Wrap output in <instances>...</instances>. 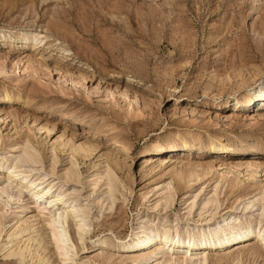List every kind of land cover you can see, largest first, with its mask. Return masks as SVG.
<instances>
[{
  "label": "rangeland",
  "instance_id": "1",
  "mask_svg": "<svg viewBox=\"0 0 264 264\" xmlns=\"http://www.w3.org/2000/svg\"><path fill=\"white\" fill-rule=\"evenodd\" d=\"M263 80L264 0H0V264H264Z\"/></svg>",
  "mask_w": 264,
  "mask_h": 264
},
{
  "label": "bare ground",
  "instance_id": "2",
  "mask_svg": "<svg viewBox=\"0 0 264 264\" xmlns=\"http://www.w3.org/2000/svg\"><path fill=\"white\" fill-rule=\"evenodd\" d=\"M252 93L250 94L251 96L249 97V102L251 101V97H255V98H259L262 102H264V80L260 83H258L255 87H253L251 89ZM263 107V106H262ZM230 115V114H229ZM256 115V114H255ZM262 115V114H260ZM258 116V115H257ZM263 116V115H262ZM232 117V116H231ZM235 117V116H234ZM260 118V117H259ZM167 160V159H166ZM165 160V161H166ZM218 160V159H217ZM168 162V161H167ZM165 162V163H167ZM162 163V162H161ZM244 163V162H243ZM242 163V164H243ZM245 168L249 169V170H253V171H258L259 169L261 170V163H259L256 160H249L247 162H245ZM240 163H234L235 168H240L241 165H239ZM264 166V165H263ZM244 168V169H245ZM243 169V168H242ZM261 172V171H260ZM183 177V176H182ZM10 178V177H9ZM180 178V177H179ZM8 187V186H7ZM3 189V188H2ZM9 189V188H8ZM178 190V188H177ZM180 190V189H179ZM41 193V192H40ZM2 194V193H0ZM44 194V193H43ZM35 194L36 199H42L43 195ZM4 196V194H3ZM6 196V195H5ZM9 196V195H8ZM10 198V197H9ZM8 198V199H9ZM35 199V198H34ZM10 201V200H9ZM37 206V201L35 203ZM34 207V206H33ZM50 207V206H49ZM38 208V207H36ZM51 209V208H50ZM49 210V209H48ZM40 211V209H39ZM42 211H47V209L44 207L42 208ZM41 211V212H42ZM51 212V211H50ZM43 213V212H42ZM46 213V212H45ZM64 213V212H63ZM44 214V213H43ZM66 217V216H65ZM64 219V215L61 213H52L50 218L48 219L46 225L49 228V237H50V242L53 246V248L55 249V251L59 254V256L66 258V249L64 246V239H63V231L62 229H59V226L61 225V221ZM60 224V225H59ZM19 227V226H18ZM17 227V228H18ZM16 228V229H17ZM80 228V227H79ZM81 230V229H80ZM149 230V229H148ZM22 232V231H21ZM14 233V232H13ZM19 233V232H18ZM166 233V232H165ZM12 234V233H11ZM15 234V233H14ZM158 231L157 230H149L146 233H142L137 235L134 240H132L131 245L129 247V249L135 250V251H140L141 253V260L140 261H147L150 257L149 255H153V254H168L169 251L172 247L177 244V241L179 238H177L176 240L174 238H170V236L166 233L162 239V244L161 246L156 250L158 251L157 253L154 252H149L147 251L150 247V245L154 242V240H156ZM17 235V234H15ZM20 235V234H19ZM10 236V235H9ZM8 236V239L11 237ZM14 237V236H13ZM248 238V229L245 225H241L238 228H236L234 231H217L216 229L210 230V232L208 233H203L200 236H193L189 238V247H193V248H200V247H207V246H219V247H231L233 244L239 243L241 241H244L245 239ZM12 239V238H11ZM80 239V238H79ZM27 240V239H26ZM81 241V240H80ZM198 241V242H197ZM12 242V241H11ZM18 242V241H17ZM82 242V241H81ZM17 247V246H16ZM26 247V246H25ZM19 247H17L18 249ZM28 248V247H27ZM25 248V249H27ZM232 248V247H231ZM205 250L207 248H204ZM191 250V249H190ZM145 251V252H144ZM24 252H26L24 250ZM55 252V253H56ZM205 253V252H204ZM208 253V252H207ZM29 256V255H28ZM170 256V253H169ZM194 254H192L188 249L183 253L182 257L180 258H171V257H165L164 258V262L163 264H187L189 262V264H205L206 262V256H204L203 258L197 259L196 261H193ZM8 257H16L19 260L23 261L25 260V256L24 253L20 250L16 251H10V253H8ZM30 257V256H29ZM32 257V256H31ZM37 257V256H36ZM39 257V256H38ZM164 257V256H163ZM62 258V259H63ZM193 259V260H192ZM40 261L41 258H40ZM106 261V260H105ZM25 262V261H24ZM44 262V261H42ZM48 263V262H46ZM152 264V263H151Z\"/></svg>",
  "mask_w": 264,
  "mask_h": 264
}]
</instances>
